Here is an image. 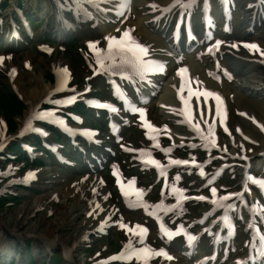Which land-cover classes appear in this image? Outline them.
Returning a JSON list of instances; mask_svg holds the SVG:
<instances>
[{
    "label": "bare ground",
    "instance_id": "6f19581e",
    "mask_svg": "<svg viewBox=\"0 0 264 264\" xmlns=\"http://www.w3.org/2000/svg\"><path fill=\"white\" fill-rule=\"evenodd\" d=\"M71 1L93 12H97L94 11V5L97 2L102 4L104 1L108 2L105 3L106 6L113 5L121 12L119 16L117 11H114V14L107 13L105 15L99 14V11L97 13L87 12V15H91L93 20L99 23L105 33L104 37L99 38L100 40L97 41L103 57L107 54L106 49L109 44L113 42L105 38L116 37L117 39L127 30L133 39H136L140 45L147 49V55L141 56V59L148 62V64L162 65L163 71L161 72L153 71L150 68L141 72L132 63L130 54L113 48H111L110 53L108 50L111 56L104 59L107 62L105 65L108 64L109 66L107 71L110 75L115 72L121 80L122 78L133 79L138 98L148 100L152 98L151 93L156 92L153 102L158 108V112L164 119L167 118L173 122L172 127L167 125L156 127L149 122L142 123L146 130H174L171 134L174 143H179L185 137L199 136L204 139L206 145H212L220 152L219 158L222 165L232 164L234 162L233 157L241 156L248 162L253 160L252 163L255 167L256 165L264 167V18H262L264 0H219L220 8L218 12H215L216 7L212 5L211 0ZM21 2L26 12L37 14L39 17L46 19L45 28H58L59 22L56 21L54 15H58L60 10L57 9L56 11V8L48 0H21ZM232 4L237 5L239 8V11L237 10L232 17V32L227 34L228 32L220 30L218 37L212 40L213 42L220 40L219 45L215 46L214 43H211L199 46L193 55L195 57L202 51L211 53L218 69L213 71L215 77L221 79L223 71L229 74L234 82V84L225 82L220 84L213 76L203 70L202 63L210 64L209 61L206 62V58H203L202 61L196 60L190 55L180 56L173 51H176L177 47L180 50L185 47L189 37L190 40L195 36L198 41H206L209 34L205 32L204 28L209 27L210 16L212 14L221 16L222 14L221 22L225 19L228 21L229 17L227 15ZM11 5H14V1H11ZM198 12L200 13L199 22L196 21ZM11 13L12 9L10 8L7 14L10 15ZM255 19H257V22ZM256 24L258 27L254 32H250V28L256 26ZM155 26H158L156 32L148 31ZM162 29L169 30L167 40L161 37L163 34ZM234 44H241L247 48V52L242 53L233 47ZM252 44L257 47L255 49L249 47ZM157 48H162L163 53L154 52ZM199 51L200 53H198ZM204 54L197 56V59H202ZM52 67L57 74L56 85H52L50 81H44L43 74L36 75L34 71L24 78H16L15 83L18 86V91L27 105L24 116L19 119V126L22 127L25 124L26 118L30 116L29 113L33 111L41 99L46 97L53 87L61 82L63 74L68 69L67 63L64 61L53 62ZM182 67L188 70L187 80L180 77L178 70ZM112 82L115 84L117 92L124 103H127V107L131 105L130 100L122 95V83L119 86L115 81ZM202 92H207L208 96L204 98ZM228 100L239 112L238 117H231L228 114ZM63 123L66 124V122ZM115 126L120 125L115 124ZM78 129L83 133L91 134L90 136H93L95 145L101 146L99 135L94 136L89 130ZM218 130H224L228 135L219 136ZM152 133V136H157L156 131ZM0 134L4 136L2 130ZM147 151H143V153H147ZM62 161L66 162L65 160ZM48 168V166H43L36 171H39V175L46 176L47 182H55L56 176L53 175L55 173H47ZM241 169L242 167H239L240 172ZM240 174L244 175L243 172ZM27 177L29 176L26 175L25 178ZM49 186L50 184H46L43 188ZM85 191L86 189L84 192L81 191L80 196L76 195L77 198L73 197L74 194L56 191L63 208L62 211L57 213L52 224H48L45 229L42 227V221H39L38 218L25 226L23 220L17 218L19 212L24 211L27 212L26 214L31 211L34 212L43 203L42 197H35L30 203H25L26 207L22 206L12 214L0 216V230L4 241L0 245V262L10 257L13 250L18 251L20 249L18 247L19 241L24 234L32 233L35 247L37 246L44 252L45 246H50L60 236L63 237L60 248L63 252L69 250L70 259H67L68 263L87 264L88 257L80 253L79 248L83 244L79 243L78 239L90 222L88 217L96 214L97 210L93 212V208L89 207L88 200H90V196ZM251 193L249 191V195ZM253 205L258 208L259 211H257L264 220V207L260 201L253 199ZM102 208L103 205L100 202L98 209L102 211ZM107 208H112L106 205L107 216H109L111 211H108ZM241 211L242 214L247 212L246 208ZM103 222L104 224L110 223L107 220ZM133 225H135V222H133ZM248 225L251 227L250 224ZM233 232L228 231L227 236L232 238ZM255 232L257 233L251 232V236H254L257 240L255 261H248V258L244 255L237 259L228 260L226 263H222L223 260L219 258L217 261L213 260L212 257H207L204 254L198 241L196 243L193 241L195 236L190 233L187 246L182 251L185 256L196 255L195 259L198 264H264V253L258 247L261 240L264 241V235L258 233L257 228ZM51 237L54 240H50ZM99 252L102 254V248ZM145 256L147 257V255ZM100 258H105V256L103 255ZM160 264H172V261L167 259Z\"/></svg>",
    "mask_w": 264,
    "mask_h": 264
},
{
    "label": "rangeland",
    "instance_id": "374dc122",
    "mask_svg": "<svg viewBox=\"0 0 264 264\" xmlns=\"http://www.w3.org/2000/svg\"><path fill=\"white\" fill-rule=\"evenodd\" d=\"M11 1H15V0H6V5H5L6 7L3 9L4 13L9 8V3ZM16 1L18 2V4L22 5L21 0H16ZM98 6H101V7H98V9H101V10H97V11H101V13L103 14L105 11L106 13L110 14L111 11L115 10L113 6H105V5H99V4ZM32 17L34 18V24L33 26H30L32 34L29 35V37H33V40L28 45H26L22 49L21 48L18 49L17 51L0 52V94H3V96H7V95L10 96L9 93L11 92L9 90L14 91V88H12V85L8 83V79H7L9 77L8 70L10 69V65H12L17 71L16 78H19V77L24 78L26 76L31 75L32 71H34L36 75L43 74L44 81H50L51 83H54L55 75L53 73L54 69L52 67V64L53 62H59V61L63 62L64 61L68 65V76L64 83L63 89L59 90L58 92L52 93V95H50L49 99L51 100V102H54L55 100H61L66 97L67 98L76 97L75 99L79 98L76 92L79 90H82L83 87L86 86L87 83L91 86L90 89L92 92L88 93V94L92 93L90 96H93L94 98H98L101 100L111 99L113 97V91L107 81H110L112 77L99 68V63H98L99 59L97 56V49H96V46L91 43V41L94 42V40H96L98 37H104L105 35L104 32L101 33L102 29L99 23L96 21L92 22L90 20L89 23L83 24L82 28L77 29L73 34L74 36H70V37H77V38L73 39L69 37V39L59 44L58 43L55 44L51 40L54 36L52 35L51 38H49L48 36L49 34H47L48 31H50L49 30L50 28L48 27L47 28L48 30L45 29V25H46L45 20L35 15H32ZM86 29L87 31L82 35V30H86ZM148 31L155 32L156 29L152 28V29H149ZM43 43L44 44L50 43L51 47H49L48 50L44 51L41 46ZM0 45H3V43H1ZM81 54L83 57L81 56ZM2 57L4 59H2ZM208 59L210 62H212L211 61L212 58L208 57ZM25 60L26 62L30 63V66L23 64ZM198 63L201 64L200 62ZM202 65L205 71L213 67V63H210L209 65H207L206 63L205 64L202 63ZM15 93L19 95L16 91ZM21 99H22V102L24 103V106L21 107V115H22L21 117H23L24 111L27 108V106L25 102L23 101V97H21ZM154 104H152L151 107L147 110L149 120L155 123L157 126H163V125L172 126L173 124L171 123V121L168 120L167 118L164 119L163 116L158 112V109ZM74 106H76L75 103L71 105L63 106L64 108H67V109H60L58 107L59 108L58 112L64 113V110H65L66 112L65 115L68 118L73 116L74 114H81V116L84 117L86 122L80 119L77 125H79L80 127L87 126L90 129L99 133L100 137L103 140V145L110 144V138L108 137V132L106 128L104 127V125L100 124L101 120L96 122L94 119H92L89 116V113L87 114L80 113L76 111L75 109H73ZM68 107L69 108L72 107V109H69ZM230 107H231V110L229 111L230 116L238 117L239 114L237 110H234L235 107H233V104H231ZM115 117L116 116H113L112 119L115 120L116 119ZM105 122H106L105 125H107L108 118L105 120ZM120 134H121L120 138L122 139L121 140L122 144L137 148V152L131 153L128 155H123L124 157L129 158L128 164H127L129 168L128 173H134V172L138 173V171H142V169H144V168H141L140 166H137V163H135V161L139 159L141 151L144 149H149V150L151 149L155 155L159 156L163 160L166 156H171L176 159L186 157L185 158L186 160L195 158V157L202 158V159L207 158L208 156H210V158L215 157L214 152H209L208 150L203 149L204 144L201 142V140H200L201 145L199 147L191 148L187 144L184 146H180V147H174L171 140H168L166 137L162 136L161 145L163 148H167L168 150L166 151H163L162 149L157 150L151 147L152 139L148 137V133L140 127L136 119L132 120L129 118L126 124L123 126V130L122 132H120ZM219 134L223 136L227 135L225 132H222L221 130L219 131ZM48 136L45 137V139L47 140V143H51V145H53V142L56 141L57 138L52 137L50 135V132ZM112 143L114 144L116 143L114 139H112ZM57 148L59 149V155H61L62 157L68 158V159L70 158V155L72 154L70 146L64 149L61 146L57 145ZM68 149H70V152L67 151ZM37 156L38 155L33 154L30 157H27V159L29 160V163L38 164L37 160L35 159L37 158ZM114 159L116 160L115 157ZM120 159L124 161L125 158H120ZM69 160L72 161L71 158ZM5 161L6 160L0 159V163L3 164L2 166H0L1 169L5 168V165H4ZM213 161L216 164H211L212 161H210L204 167V170L208 174H212V172L217 167L215 166L218 164L217 160L215 159ZM108 162L109 160H106L104 165H106ZM23 163L24 162L22 161L20 162L12 161L11 162L12 165H15L18 168H21L20 169L21 172L31 167V165L23 166ZM44 164H47L53 167L51 168V171L52 172L55 171L56 174H54V176H56L55 177L56 179L54 180L56 181L46 182L47 178H39V180L35 182L36 186L34 187L29 186L32 189H28V191L24 193L25 195L23 194V197H17L16 200H12L13 205L5 206L3 204H0V216H5L6 214H9V213L12 214L13 212H15L18 208H21L22 206L26 207L27 205L25 203H30L31 201L35 199V197L37 198L42 197L44 204L36 208L34 212L26 214L27 212L23 211V212H19L17 216H20L19 219L23 220L24 226L27 224L29 225L33 220L38 218L39 221H42V227L45 229V227L48 224H52V222L56 218L57 213L62 211V208H63V204L59 202L58 200L59 197H57L56 195L58 194L57 192L60 191V193L62 192L71 193V194H74L73 197L77 198L76 195L80 196L81 191L84 192V190L86 189L85 192L88 193L90 196V200H88L89 207L95 208V205L101 202L104 210L98 211L96 214H93L92 216L88 217V219H90L89 224H87V230L89 231V234L86 235V237L85 235L79 236V237H84V238H81V240L84 242L83 244L84 247L80 249L81 254H84L86 252L84 255L90 256L91 257L90 262L93 263L99 257L98 255H95L98 253L99 248L103 249L102 254L100 255L106 256V255H111V254H115L119 252L120 250L125 248V246L129 244L130 242H137L140 240L133 232H128L127 230L125 234L123 233L121 229L118 230V227L123 223L126 224L125 226H127L128 221H136V222L139 221L141 224H144V223L147 224L148 221H145L143 219V216L140 210L135 211L133 213L131 211H128L127 209L125 211L123 210L122 212L121 211L113 212L112 215L114 217V220L117 221L118 226L115 227V225L113 226L109 224L107 226L106 231H99V226L103 224V221L106 218V213H107L106 205L110 206L111 204L114 206V204L112 203V201L114 200L109 197V191L110 193L116 192L115 186L113 185L114 186L113 188V186L111 185L113 179L112 181L108 179L107 170L105 172H101L98 174H92V173L85 171L87 168L82 166L81 163H78V165H76L75 168H73L72 166H69L68 164H63L61 162L54 163L52 160L50 164L49 163H44ZM240 165L241 163L238 162L237 164L230 166V168H228L227 170L231 174L227 175L220 181L222 184H225V186H227L228 184L231 185L232 189L230 191H234V192L242 191L241 179H240L241 177L240 173L242 172V170L240 172L239 170ZM33 167L36 168V166H33ZM257 170L258 172H262V176H263L262 178H264V168L262 166L256 165V167L252 168V170H246V171L248 174L254 177H258L260 175L256 173ZM140 174L138 175L141 176L142 185H148L154 181L153 177H155V174L153 171L149 173L144 172ZM205 176L206 174L204 176H198V180L193 179L191 177L188 178L187 176L185 180L200 182L201 180L204 179ZM97 177L101 178L100 183H98L99 180H97ZM105 181L107 182V184L104 183ZM46 184H50V186L47 188L41 189L42 187L46 186ZM41 185L42 187H39ZM252 191H255L260 196L258 189L255 190L254 188H252ZM55 196L57 197V199L55 198ZM260 199H262V202L264 203V197L260 196ZM243 201H245L246 208H247V212L243 216L244 220H242V218L241 219L239 218V216H241L240 212H237V211L233 212L234 217H237L239 219V220L236 219L238 223V227H237L235 239L232 242V244H228L227 246L225 245L221 246V250L225 251L229 247V251H228V254L225 256V258L221 257L224 253H217V255L219 256V259L220 258H224L225 260L237 259L243 255L245 256L246 253L248 252L247 244H248V240L250 244L251 239H248L249 230L247 227V220L249 218L248 215L251 209V199L247 193H243L239 195L238 203L236 205L241 204ZM10 203L11 202H5V204H10ZM225 205H228V203H226ZM124 206H125L124 201H121L120 203H117L115 207L123 208ZM190 207L191 206L188 205L187 203L185 204V207L183 206L181 207V210L178 212V214H174V213L171 214V216H173L174 218H177L178 216L181 217L182 220H176L177 226L183 223L185 218L188 221V217L183 215L184 211L186 212L191 211L190 214H195L196 211H198V207H191V210H190ZM49 209L51 210L50 212H49ZM199 209L202 210L201 207H199ZM163 215L164 214H162L161 217H163ZM26 217H29V219L27 221H24ZM256 221L257 223L259 222L260 225L262 224V220H260L258 217L256 218ZM149 226L152 229L151 231H148L147 228L143 231L144 243L146 241V243L149 244L150 248L154 250H160V249L167 250V248H169V246H167V242L169 240L166 239L162 234L160 237L157 236V233H160L161 231L154 230L153 223H149ZM173 227L175 228V226ZM261 230L263 231V228H261ZM106 232H109L110 234L105 235ZM26 234L33 235L32 233H26ZM62 238L63 237L60 236L56 242H54L52 245L49 246V253L46 257H44V255L47 253L40 250V252L37 255L38 257L36 256V258H33V256L31 258L29 257V255L26 256L27 259L29 260L28 262L34 261L36 264H46L45 259H48L50 255H54V257L50 258L49 264H70L65 260V257L63 256V253L60 248L61 241L64 239ZM50 240H54V239H52L51 237ZM175 240L176 242L174 243V247L172 249L169 248L170 250H168L169 253L172 255L171 259H172L173 264H177L180 262L184 264H196L194 261V258H186V257H183L179 253V251L183 250L184 248L183 238L180 237L178 239H174V241ZM31 241L32 243H30ZM231 241H229V243ZM203 242H204L203 246L201 245L200 248L203 251L207 252L208 254H211L212 253V248H210L211 237L206 236ZM28 244L30 246L33 245L32 238L29 239ZM170 244L173 245L172 243ZM93 254L94 256L92 257L91 255ZM160 258H162V261H163L165 257L158 256V255L152 256L150 259V263L158 264L160 261ZM14 263H17V262H14ZM17 264H21V262L19 261ZM124 264H139V263L133 260L131 262L124 263Z\"/></svg>",
    "mask_w": 264,
    "mask_h": 264
},
{
    "label": "snow or ice",
    "instance_id": "6c2138e0",
    "mask_svg": "<svg viewBox=\"0 0 264 264\" xmlns=\"http://www.w3.org/2000/svg\"><path fill=\"white\" fill-rule=\"evenodd\" d=\"M124 37H127V41L124 40ZM105 39L109 40V41H115L116 40V37H106ZM219 43V42H217ZM91 46V45H90ZM122 52L123 51H127V52H130L132 53V63H134V65L140 70V71H144L147 69V65H148V62L144 61L141 59V56L143 55H147V49L144 48V46L138 44V43H135L133 41V38L128 34V31L125 30V32L122 34L121 36V39L120 41L118 42V44L116 45ZM235 45H233L234 47ZM113 47V44L110 43L109 44V48H112ZM249 47L251 48H256L257 46L255 44H252V45H249ZM98 63H102V61L98 60ZM161 71H163V69L161 68L160 69ZM178 71H182V70H178ZM76 97H68V98H65V102L67 103H71L72 100H74ZM217 99H219L217 97ZM59 103V102H57ZM98 106H105V105H98ZM115 110V109H113ZM51 115V112L49 111L48 113H45V112H39V113H33V114H30L28 120L25 122V128L26 129H30V130H34V131H38L40 132L42 135H46V133L43 132L42 129H35L32 127V124H31V121L33 118H40V119H45L47 118L48 116ZM78 119V118H76ZM61 124L63 123V121H59ZM23 132H24V129H22L20 131L19 134L23 135ZM152 163H157L155 161H152ZM170 163H176V164H186L188 163V161H181V160H176V161H170ZM31 175V174H29ZM249 179L253 180L254 183H259L261 185V187H264V180H257L256 178H253V177H249ZM119 183V181H118ZM179 191H183V190H179ZM215 189H212V192L213 194H215ZM198 199H204L203 197H199ZM227 199V196H222L220 197V200H225ZM213 203H216V201L214 200ZM121 227H126L125 225L121 224L120 225ZM144 229H141V232H143ZM126 247H128L126 245ZM141 254H145V255H152V254H156V255H159V256H162V257H167V253L164 252L163 249H160L158 252H155L153 253L152 250L150 249H147V248H141V249H138V250H133L131 251L127 256L125 257H122V258H126V259H131V257L133 255L136 256L137 259H140L141 258ZM169 259H171V257H167Z\"/></svg>",
    "mask_w": 264,
    "mask_h": 264
},
{
    "label": "trees",
    "instance_id": "16d2710c",
    "mask_svg": "<svg viewBox=\"0 0 264 264\" xmlns=\"http://www.w3.org/2000/svg\"><path fill=\"white\" fill-rule=\"evenodd\" d=\"M14 104H15V105H13L12 103H10V104L8 105V108H9V110H10V113H13V112H19L18 110H19L20 106H19L18 103H16V102H14ZM4 107L6 108V105H4Z\"/></svg>",
    "mask_w": 264,
    "mask_h": 264
}]
</instances>
